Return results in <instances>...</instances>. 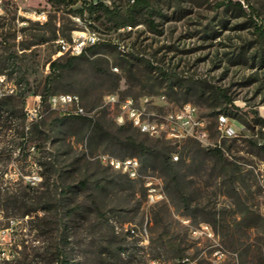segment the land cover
<instances>
[{"label":"rangeland","instance_id":"374dc122","mask_svg":"<svg viewBox=\"0 0 264 264\" xmlns=\"http://www.w3.org/2000/svg\"><path fill=\"white\" fill-rule=\"evenodd\" d=\"M99 1L7 0L0 13V73L18 87L14 103H0V264H59V221L67 264H109L119 251L120 264H177L182 249L186 264H264V0ZM84 28L102 44L45 87L51 63L68 57L55 39ZM47 90L78 95L102 129L52 108ZM147 96L151 119L195 105L207 141L118 121L122 101ZM221 116L234 135H222ZM130 138L150 147L144 158ZM103 153L137 157L165 198L150 203L143 178ZM186 220L215 237L191 236Z\"/></svg>","mask_w":264,"mask_h":264},{"label":"built area","instance_id":"2783aa9c","mask_svg":"<svg viewBox=\"0 0 264 264\" xmlns=\"http://www.w3.org/2000/svg\"><path fill=\"white\" fill-rule=\"evenodd\" d=\"M96 3L99 0H87ZM132 3L135 0H130ZM7 0H0V13L4 11ZM33 18L41 22L48 20L45 11L34 12ZM101 41L99 33L88 28L75 29L70 36L59 35L55 39L57 46V55L78 56L86 51L87 47L92 46ZM124 48V46H123ZM18 95V87L14 79L8 78L6 73H0V100ZM111 100L115 101V96ZM54 109H63L66 115H85L86 110L80 104V98L72 93L52 94L48 100ZM150 103V98L144 97L139 105L132 98H127L120 103V113L117 115L119 122H125L129 119L132 124L138 127L142 132L151 136H165L170 139L181 140L183 138H194L200 141H207V131L205 129L204 119L198 116V109L192 103H185L175 111L169 112L160 119H151L146 110V106ZM72 107V109H69ZM27 115L31 120H37L39 111L36 106L26 108ZM219 125L222 135L232 136L236 129L226 118H219ZM29 127V126H28ZM100 162H107L112 168H127V176L132 179L143 178L144 186L147 191L148 201L157 203L165 198L163 185L155 176L142 175L141 163L137 157H112L110 154H100ZM174 159H178L177 155H173ZM189 229L191 236L195 238L208 237L214 238L215 233L209 223L201 222L199 225H192L188 220L184 221ZM132 229V228H131ZM134 230V229H132ZM225 255L224 250L220 247L213 252L215 259H219ZM183 264V262L177 263Z\"/></svg>","mask_w":264,"mask_h":264},{"label":"trees","instance_id":"16d2710c","mask_svg":"<svg viewBox=\"0 0 264 264\" xmlns=\"http://www.w3.org/2000/svg\"><path fill=\"white\" fill-rule=\"evenodd\" d=\"M85 5H94V6H97V5H101V6H104V4L100 1H97L96 3H93V2H89L87 0H81ZM147 0H135L134 3H136L137 5H142L146 2ZM257 29L260 31V33H264V27L262 25H258L256 26ZM70 34L68 35H64V36H69ZM102 43L101 42H98L92 46H89L87 47L86 51L83 52L82 54L78 55V56H68L65 63L62 64L60 67H57V65L59 64L57 61H53L51 63V73L47 76V81H46V84H45V87L48 86V83L50 82V80L52 79L54 73L56 72V70H59L60 71H65L67 69H70L72 67V62L74 61H77L79 59H81L82 57L85 56L86 52L88 50H95L97 49L98 47H100ZM24 94H25V91H23V100H24ZM54 93H50L49 90H47L45 93H42V98H43V101H46L49 99L50 95H52ZM8 100H12L13 103L16 101L17 99V96H13V97H9V98H6ZM5 99H2L0 100V103H3ZM13 105H16V104H13ZM16 107V106H14ZM0 112H2V109L0 108ZM67 118H70V117H75V118H78V119H81V120H84L86 122H88L89 124H91L92 128H94L95 130H101V126L98 122H96L93 118L91 117H87V116H84V115H67L66 116ZM126 146H131L132 148H135L138 153H140L141 157L144 158V156L147 155V153L150 151V147L146 146L144 143H141V142H137L135 141L134 139L130 138L128 139L127 143L125 144ZM213 151L217 154H221L222 151L219 147H215L213 148ZM125 157H134V156H125ZM168 158L166 157V160ZM141 168H142V165H141ZM140 178H137V179H133V180H139ZM84 183V181H83ZM60 222V234H59V239H60V242H59V245H58V254H59V259H58V262L59 264H67L66 262V255H65V248H64V245L65 243L68 241V236L66 234V227L63 225V223L61 221ZM127 235L131 236V235H134L133 232H131V230H127L125 232ZM123 251H119L117 252V255L116 257L113 259L112 263H109V264H120V261L122 260V257H121V254H122ZM188 257L185 255L184 253V249H182L179 253V259H178V263L180 262H183V264H186V261H187ZM107 259H104V261H107Z\"/></svg>","mask_w":264,"mask_h":264},{"label":"bare ground","instance_id":"6f19581e","mask_svg":"<svg viewBox=\"0 0 264 264\" xmlns=\"http://www.w3.org/2000/svg\"><path fill=\"white\" fill-rule=\"evenodd\" d=\"M221 118H226V117L221 116ZM112 157H115V156H112ZM126 158H134V157H126ZM104 163H107V162H104ZM115 169L121 170V171H123V172H125L127 174V168H115Z\"/></svg>","mask_w":264,"mask_h":264}]
</instances>
